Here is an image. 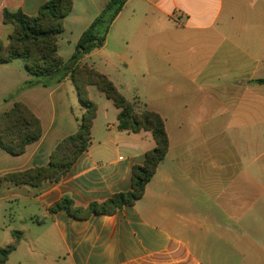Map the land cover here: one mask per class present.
<instances>
[{"label":"crops","instance_id":"1","mask_svg":"<svg viewBox=\"0 0 264 264\" xmlns=\"http://www.w3.org/2000/svg\"><path fill=\"white\" fill-rule=\"evenodd\" d=\"M47 1L0 0V39L11 31L4 10L36 15ZM132 2L111 24L103 47L81 60L93 54L104 64L111 63L108 55L121 60L120 83L98 71L142 103L136 80L153 73L146 52L152 8L162 18L153 23L173 21V29L207 43L208 58L218 64L212 69L221 66L223 95L213 84L202 103L206 110L184 111V102H196L179 96L182 85L167 96L173 85L162 83L166 99L146 107L164 119L169 149L143 197L112 215L51 212L65 197L86 208L128 192L133 166L155 146L148 131L118 130L111 100L113 107H101L90 99L97 107L91 144L60 181L0 186V248L15 245L5 264H264V84L257 83L264 79V0ZM110 36L118 50L102 52ZM16 61L0 64V113L25 104L41 136L19 156L0 149V176L45 166L58 143L77 132L83 112L68 77L18 92L31 76Z\"/></svg>","mask_w":264,"mask_h":264},{"label":"trees","instance_id":"2","mask_svg":"<svg viewBox=\"0 0 264 264\" xmlns=\"http://www.w3.org/2000/svg\"><path fill=\"white\" fill-rule=\"evenodd\" d=\"M74 0H48L36 15L22 11L4 10L3 24L11 29L0 39V64L22 60L31 79L23 83L18 92L49 81L58 84L70 78L83 112L78 119L77 132L62 139L49 156L45 166L0 176L4 183L28 185L33 188L42 183L58 182L71 169L77 159L91 144V130L97 107L88 96L87 88L94 86L111 100L119 110L117 128L120 131L151 133L155 146L146 152L142 165L133 166L131 189L117 193L102 203H91L86 208L75 207L68 198H62L51 209L65 211L75 217L89 214L112 215L124 206H133L139 201L147 184L155 175L159 164L169 149L165 121L156 111L147 109L137 98L126 99L109 78L80 60L105 44L111 24L128 0H108L102 11L80 35L74 53L64 64L58 55V38L63 33V21L71 13ZM257 83L264 84V79ZM46 86V84H44ZM41 125L25 104L17 102L9 110L0 113V149L12 156L24 153L25 148L39 140ZM15 245L0 248V264H5Z\"/></svg>","mask_w":264,"mask_h":264},{"label":"rangeland","instance_id":"3","mask_svg":"<svg viewBox=\"0 0 264 264\" xmlns=\"http://www.w3.org/2000/svg\"><path fill=\"white\" fill-rule=\"evenodd\" d=\"M108 0H74L71 13L63 21V33L58 38V55L62 62L66 64L74 53L76 43L82 34V32L92 23V21L99 15L100 11L107 4ZM129 5H143L141 0H133ZM129 8L126 10V17H128ZM148 18L151 20L147 24V63L151 71L153 72L150 77L143 78L141 84L138 83L139 96L142 99V103L145 105L158 104L162 100L166 99V90L162 89V83H171L173 85V91L167 96H175V87L183 86L178 92L179 96L185 100H191L193 102L189 105L184 102L185 110H206L207 108L202 105L203 101H206L209 88L214 84L217 87H221L217 90L220 95H223L222 74L218 73L219 68L212 69L218 64L212 63V60L207 56V43L197 41L199 40L193 32L182 31L181 29L175 30L174 22L170 23L162 20L160 24L153 23V20L162 19L154 9L148 10ZM124 16H122L123 18ZM116 24L114 31L120 27ZM163 23V24H162ZM113 34V32H112ZM111 34V36H112ZM109 38L107 47L102 49V52L118 50ZM192 37L196 38V41L192 40ZM143 44V48H144ZM100 49L95 50L94 52ZM93 52V53H94ZM105 56V55H104ZM110 64H104V59L98 54H93L90 58L80 60V64L93 67L95 70L101 69L102 72H108L113 80L120 83L122 78L119 75L117 69L121 73H124V67L122 61L116 57H111ZM219 59H217L218 61ZM15 65H20L24 70V63L22 60H17ZM99 72V71H98ZM101 73V72H100ZM103 74V73H102ZM127 77H129L127 75ZM131 78V77H129ZM152 79V80H151ZM153 83V84H152ZM149 84V85H148ZM161 86V87H153ZM91 93L89 98L95 102H98L101 107L103 103H108L113 107L111 101L105 98L95 87H90ZM124 97L129 100L135 95L134 91L131 93H124ZM77 99V96H75ZM199 101V104L198 102ZM79 109L80 104H78ZM80 118V115H79Z\"/></svg>","mask_w":264,"mask_h":264}]
</instances>
